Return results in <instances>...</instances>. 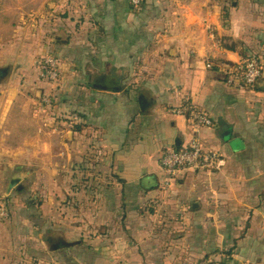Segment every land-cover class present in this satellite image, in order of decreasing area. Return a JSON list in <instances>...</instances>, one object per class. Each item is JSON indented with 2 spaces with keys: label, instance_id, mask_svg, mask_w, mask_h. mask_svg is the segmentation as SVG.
<instances>
[{
  "label": "crops",
  "instance_id": "obj_1",
  "mask_svg": "<svg viewBox=\"0 0 264 264\" xmlns=\"http://www.w3.org/2000/svg\"><path fill=\"white\" fill-rule=\"evenodd\" d=\"M249 55L264 0H0V264H264V71L254 89L225 73ZM186 105L226 164L164 187Z\"/></svg>",
  "mask_w": 264,
  "mask_h": 264
},
{
  "label": "built area",
  "instance_id": "obj_2",
  "mask_svg": "<svg viewBox=\"0 0 264 264\" xmlns=\"http://www.w3.org/2000/svg\"><path fill=\"white\" fill-rule=\"evenodd\" d=\"M131 10H137L142 0H129ZM206 69H211L212 64L206 62ZM35 68L39 78L49 84H55L59 79L60 66L58 60L50 55L38 57L35 61ZM264 70V57L249 55L240 57L237 62L226 69V80L230 84H237V87L254 89ZM52 102L50 94H42L38 103L42 110L47 109ZM186 111L190 118L191 139L181 149L168 148L159 160V166L164 176L163 186L168 187L171 182L184 178L188 173H214L219 172L226 164V159L219 153L209 151L201 140V132L212 126L210 117L201 109L186 105L176 111ZM0 196V220L9 217V211Z\"/></svg>",
  "mask_w": 264,
  "mask_h": 264
},
{
  "label": "water",
  "instance_id": "obj_3",
  "mask_svg": "<svg viewBox=\"0 0 264 264\" xmlns=\"http://www.w3.org/2000/svg\"><path fill=\"white\" fill-rule=\"evenodd\" d=\"M53 42L60 44V42H62V40L60 39V37L56 36L53 39ZM176 149H178V145L176 146ZM17 183H18V179L13 178V180L8 184L6 193L7 194L10 193L16 187ZM141 184H142V187L145 189H152V188L156 187L158 183H157V180L154 176H146L142 179Z\"/></svg>",
  "mask_w": 264,
  "mask_h": 264
},
{
  "label": "trees",
  "instance_id": "obj_4",
  "mask_svg": "<svg viewBox=\"0 0 264 264\" xmlns=\"http://www.w3.org/2000/svg\"><path fill=\"white\" fill-rule=\"evenodd\" d=\"M52 56H54L57 60H58V62H59V66H60V58L58 57V56H56L54 53H52L51 54ZM60 70H61V66H60ZM264 71V70H263ZM42 81V80H41ZM49 84V83H48ZM50 85V84H49ZM9 200V198L8 197H4V199H3V201H4V203H5V205H6V208H7V210L9 211V207H8V204H7V201Z\"/></svg>",
  "mask_w": 264,
  "mask_h": 264
}]
</instances>
